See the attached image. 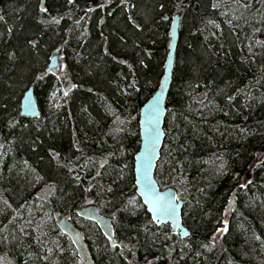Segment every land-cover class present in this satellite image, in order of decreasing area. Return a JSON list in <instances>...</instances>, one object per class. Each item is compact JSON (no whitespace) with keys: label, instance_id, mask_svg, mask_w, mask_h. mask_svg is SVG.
Here are the masks:
<instances>
[{"label":"trees","instance_id":"1","mask_svg":"<svg viewBox=\"0 0 264 264\" xmlns=\"http://www.w3.org/2000/svg\"><path fill=\"white\" fill-rule=\"evenodd\" d=\"M36 3L0 0L4 13L0 21V135L21 117L20 96L31 82L36 95L46 99L42 102L46 106L50 77L37 80L43 74L52 76L45 47H52L63 30L59 31L62 26L40 25ZM127 4V11L132 6L136 10L133 21L125 16L124 5L113 13L105 12L110 16L102 27L109 38V56L101 49L104 37L93 31L95 24L90 23L85 32L75 22L70 26L67 51L75 62L66 58L68 69L71 78L77 74L87 85L74 92L71 116L70 111L54 113L43 106L39 121L25 120L26 126L0 139L4 144L12 136V149L16 146L14 168L6 170L0 181L4 195L18 200L9 205L1 198L10 212L0 222H10L17 231L15 252L31 254L29 264H84L72 240L60 231L59 211L65 205L76 212L92 205L88 198L94 196L91 186H83L81 198L75 196L79 189L66 174L80 182L84 166L60 160L56 154H66L72 147V130L73 139L84 136L94 152L101 151L97 144L106 123L117 121L111 118L115 112H119L117 117L135 113L133 130L135 126L141 141L140 109L160 85L172 20L179 15L180 40L156 179L162 189L174 188L184 201L183 223L191 234L182 238L172 233L169 224H155L136 193L132 172L126 185L118 182L123 158L134 167L136 155V141L123 136L125 126L114 127L112 133L108 129L110 142L124 138L116 150L110 149L119 166L115 164L103 183L104 203L96 198L97 204L105 206L110 185L115 187V207L109 216L119 246L114 247L96 224L78 223L95 264H264V0H127ZM71 8L75 11L68 12L75 20L80 11L74 5ZM83 46L85 50L80 49ZM110 55L120 58L119 63ZM40 68L42 74L34 82ZM122 91H130V96ZM31 160L34 163L26 166ZM44 176L58 180L63 202L54 185L55 189L37 185ZM0 264H4L1 258Z\"/></svg>","mask_w":264,"mask_h":264},{"label":"rangeland","instance_id":"2","mask_svg":"<svg viewBox=\"0 0 264 264\" xmlns=\"http://www.w3.org/2000/svg\"><path fill=\"white\" fill-rule=\"evenodd\" d=\"M64 1V5L63 3H61V6H58L56 3V0H47L46 4H45V8L47 9V11H44V9H41V0H37V3L35 4L36 7V12L39 13V15L37 16V20L39 22L40 25L46 27V24L49 22L50 17L51 21L50 23H53L54 26L56 28H60L62 26V28L59 29V31L61 32V30L66 31V34L68 35V38L71 35V29L70 26H73L75 24V26L79 27L81 25L82 29L84 30V32L86 30L89 29V25L90 23L93 24H97L99 17L101 15V11L99 7H96L95 9L93 8V10L90 9V2H92V7L94 6V0H75L74 3L72 5L75 6V8H77L80 12L78 16H76V19L73 20L71 15H69V10L68 7H70V3L68 2V0H63ZM115 1L114 4L116 3L117 0H113ZM63 6V7H62ZM62 7V9H56ZM130 9V10H129ZM89 12H86V11ZM135 9L133 8V6L131 8H128V14L126 13L125 16H127L128 21H133V16L135 13ZM96 12H98L99 15L96 16ZM130 12H133L132 15H130ZM54 15V16H53ZM53 17H56V20H53ZM61 18L60 19L58 18ZM4 19V13L2 11V9L0 8V21ZM64 19L66 20V24L64 25L63 21ZM75 22V23H73ZM78 22V23H77ZM73 23V25H72ZM69 33V34H68ZM53 56V55H52ZM52 56L50 57V60L52 58ZM71 57L66 56L64 58V56L61 58L60 57V71L59 73L55 74L53 72H51L49 70V64H50V60L48 62V70L49 73L52 74V76L49 75H45L43 74L42 76H40L39 74H42L41 70L43 68V66H41L42 68L37 70L36 77L34 82L36 81V79L40 76V78L38 79V81H41L43 79H45V77H50V87L46 90L47 93V102H46V106L45 104L44 109L47 111H53L54 113H63V114H68V111H70V103L72 101V99L74 98V92L75 91H80L81 87L76 84V81L74 80V78H71V72H69L70 70L68 69V60ZM71 60V59H70ZM67 70V71H66ZM39 75V76H38ZM123 82H125V78H123V76L121 77ZM37 81V82H38ZM36 82V83H37ZM71 85H76V87H71ZM80 87V88H79ZM35 92V89H34ZM123 92V91H122ZM65 93H67V95H65ZM129 93V95H128ZM124 95L126 96H130V91H126L125 93L123 92ZM132 96V95H131ZM24 97V93L22 94L21 100ZM35 97L37 99L38 102V107H39V111H40V115L37 117H28V116H23L21 114V105H20V115L21 117L19 118L18 122L15 125L12 126H7L4 129V132L1 133L0 135V139L5 137L7 138L10 134V131H13L14 129L20 127V125L26 126L27 123L23 122L25 120H32L33 122L35 121H39V119H41V113L43 110L42 109V102H44L46 99L42 98L41 95L39 94L36 95L35 92ZM40 99V102H39ZM108 105H111L110 103ZM113 105V104H112ZM68 107V108H67ZM67 108V109H66ZM136 111V110H135ZM67 112V113H66ZM69 115L71 116V111L69 112ZM68 115V116H69ZM127 115V116H126ZM126 115H122V116H118L117 117V121L115 123H110L107 122L104 130L101 133V137H100V141L97 144V147L102 149L99 152H94L93 146L92 145H88L87 142L84 139V136L82 137V140L80 138V140H75L73 139L74 135H73V130L71 131V137H72V147L68 148V151L66 154H61L60 152H57L58 158L60 160H68L71 162L74 161H79V164L84 166V175L83 178L81 179L80 182H76L74 181V179L69 176L68 174H66V177H68V179H70L75 187H77V189H79V192H77L75 194V196L77 195V197L81 198L80 196V190H82L83 186H91V193H93L94 198L91 196H89V200L91 201L92 205H98L100 206V213L105 215V216H109V214H111V210L114 209L115 204H114V196H116L115 194L112 195L114 192H116L115 187L113 185H110L109 187V193H108V201H105V206H103L102 204L104 203L102 200L103 199V195L105 194V192H103L104 187H103V183L106 182L109 179V172L115 167V164L119 166V164H117V160H115L114 158L116 157V155H112V152H110V149H114L116 150V146H117V142L120 140H123L122 138L124 137H129L131 139H133L134 141H136V146L134 145V150L133 152L136 151L137 148H139V143L141 141H138V135L136 133L135 126H134V130H133V123L135 122L136 119V115L135 113H131V114H126ZM69 116V117H70ZM132 116V117H131ZM71 118V117H70ZM135 124V123H134ZM125 126L124 129V134L123 136H120V138L116 139L114 142H110L108 139L109 134L112 133V129L114 127H122ZM71 128H74V124L71 123ZM108 129H110V132H108ZM107 131V133H106ZM126 131V133H125ZM136 134H135V133ZM137 135V138H136ZM15 139L11 136V139L9 138V140H7L4 144L2 142H0V181H1V175L7 170V172H9L13 167V151L15 150L16 146L14 147V150L12 149V145H15ZM77 141V142H76ZM78 143V144H77ZM138 144V145H137ZM79 146V147H78ZM133 146V145H132ZM131 146V147H132ZM96 149V148H95ZM50 149H47V152L49 153ZM96 151V150H95ZM115 152V151H114ZM126 150H124V154H125ZM131 152V151H130ZM133 152H131L130 154H128V159L130 158V155L133 154ZM63 155V156H62ZM38 160H42L41 157L38 158ZM104 161H107L106 163H103ZM113 161V162H112ZM29 163L26 164V166H28V164H32V160L28 161ZM34 163V162H33ZM36 163V162H35ZM103 163V167H101V164ZM121 166V172L123 171V174H121V179L118 180L119 183H122L124 185L127 184L128 178L130 173H133V170L131 171V168L129 169V164H127L126 159L123 158L122 161V165ZM53 167L56 169L57 163H55L53 165ZM37 167L34 166L33 169H35ZM39 171V170H38ZM40 180V178H39ZM37 185L39 186H46L44 187L45 189H55L58 191V194L60 193L59 191V183L58 180H54L51 178H48L47 176L41 177L40 182L38 181ZM53 185L55 186V188H51L53 187ZM123 185V186H124ZM126 188V186H125ZM124 188V190H125ZM3 190L0 189V211H1V215L5 216L9 214V206L7 207V203L4 202V200L2 201V199H6L7 202L12 205L17 204L18 200L17 198L15 199H11L8 198L6 195H4ZM45 193V192H44ZM122 194V193H121ZM98 196L100 198V200L102 201V204L99 202V204H97L96 202V198L98 199ZM61 199L60 201L63 202L65 200L64 196H60ZM64 206V207H63ZM62 206V210H63V214H65L66 212L69 213L68 208L65 205ZM3 211V212H2ZM63 216V215H62ZM61 216V217H62ZM3 223V224H2ZM16 229L15 227L9 222L6 223L5 221L0 222V258L2 259L4 264H29V261L32 262V255L25 252L24 254L21 253V255L17 254V250H15L14 246L17 245V241L14 240L15 238V234L16 233ZM9 236V241H6V236ZM1 237L3 238V240L1 239ZM18 246V245H17ZM16 251V252H15Z\"/></svg>","mask_w":264,"mask_h":264},{"label":"water","instance_id":"3","mask_svg":"<svg viewBox=\"0 0 264 264\" xmlns=\"http://www.w3.org/2000/svg\"><path fill=\"white\" fill-rule=\"evenodd\" d=\"M47 0H41V9L45 8ZM180 40V16L176 15L171 24V41L169 45V53L166 61L165 72L160 81V85L155 94L141 107L139 114V127L141 135L140 150L135 156V184L137 195L140 197L143 205L146 207L152 220L157 226L162 224H169L172 233H179L182 238L190 236L189 229L183 223V208L184 201L177 199L179 197L178 192L174 188L162 189L156 180L155 172L161 156V150L164 144V122L167 114V100L173 83V76L176 63V52ZM59 57L54 56L50 60L49 70L55 74L60 71ZM159 97V110L153 115L151 124L148 123V106L150 103ZM27 101L31 102V108H26ZM21 114L28 117H37L40 115L38 103L36 101L34 88L28 90L21 100ZM155 129L154 132L149 133V129ZM158 133V136L156 135ZM146 148L149 150L150 155H146ZM150 181L154 188V196H146L144 192L145 182ZM156 199L161 208L167 206L171 201L176 205L175 213L172 216L160 214L158 218L157 213L152 211L153 204L149 201ZM79 216L85 219L94 221L102 233L117 246L118 243L115 238V230L113 221L110 217L100 213L99 209L95 205H90L82 208L78 212ZM70 215H64L59 221L60 229L65 232L73 240L79 258L84 264H95L88 244L84 238L82 231H80L70 220ZM222 228V231H225Z\"/></svg>","mask_w":264,"mask_h":264},{"label":"bare ground","instance_id":"4","mask_svg":"<svg viewBox=\"0 0 264 264\" xmlns=\"http://www.w3.org/2000/svg\"><path fill=\"white\" fill-rule=\"evenodd\" d=\"M61 4V2L59 1L58 3H57V5H60ZM68 10L69 11H75V10H73V8H71V7H68ZM127 14H128V12H127ZM133 14V12H130V15H132ZM39 15V13H36V16H38ZM54 16V15H53ZM176 16V15H175ZM174 16V17H175ZM110 16H106L105 14H103L101 17H100V19H99V21H98V23L95 25V29L93 30V31H96V32H99V36L101 37V38H103L104 37V39L102 40L103 42H102V44H101V49L103 50V52H104V55H108L109 56V52H108V49H107V47H108V41H109V38L106 36L107 35V32L106 31H104V30H102V27L105 25V24H107V22H108V18H109ZM174 17H173V19H174ZM51 18L52 17H50V20H49V22L46 24V26H52V27H55L54 26V24L53 23H50V22H52L51 21ZM59 19H60V17H58ZM173 21V20H172ZM70 29H72V28H70ZM66 31H63V33H65ZM63 33H60V36L57 38V40H56V42L54 43V45L52 46V47H50V48H48V47H45L46 49H48L47 51H48V59H50V57L52 56V58L54 57V56H56V55H58V54H62L63 56H64V58L66 57V56H70L71 57V59H73V60H71V62L73 61V62H75L74 60H75V56L72 54V52H68L67 51V44H68V42H69V40H70V37L69 38H67L68 37V35L66 36L65 34H63ZM69 34V33H68ZM71 36V35H70ZM67 38V39H66ZM35 48H36V46H35V44L33 45ZM81 50H85V48H84V46L82 47V48H80ZM69 51H70V48H69ZM78 52H77V54H76V56H78L79 55V53H80V50H77ZM81 56H83V53H82V55H80V57ZM110 57H111V59L114 61V62H116V63H119V60H120V58H117V57H115V56H112V55H110ZM48 59H47V61H48ZM70 60V59H69ZM46 61V62H47ZM79 71V70H78ZM36 74H38L37 72H36ZM34 80H35V78H34ZM74 80L76 81V84H77V86L79 85L80 87V89H82L83 87H86L87 85H86V82H85V80L84 79H80V78H78V76H77V74H76V76L74 77ZM38 81V80H37ZM32 83V82H31ZM28 84L27 86H26V89L23 91V93H24V95H25V93L28 91V90H30L31 88H34V86L32 85V84ZM91 88H87V91L88 90H90ZM157 91V90H156ZM155 91V92H156ZM89 92V91H88ZM22 93V94H23ZM155 94V93H154ZM153 94V95H154ZM20 97H22V95L20 96ZM36 101H37V99H36ZM21 102V101H20ZM18 103V102H17ZM38 103V102H37ZM19 104V103H18ZM115 114H119V112H115ZM114 113H113V115L111 116V118H117V116L115 115ZM164 124H165V122H164ZM164 133H165V130H164ZM139 135H140V127H139ZM140 140H141V135H140ZM140 146H141V142H140ZM140 146H139V148H137L136 149V155H137V153L139 152V150H140ZM139 149V150H138ZM135 155V156H136ZM160 158H161V156H160ZM160 160V159H159ZM127 164H129L130 166H129V169L131 168V171L134 169V167H133V165H132V163L130 162V163H128V161H127ZM134 166H135V162H134ZM156 171H157V169H156ZM122 174H123V171L121 172ZM131 176H132V178H133V176H134V184H135V172H134V174L132 173L131 174ZM155 176H156V172H155ZM157 180V179H156ZM129 185H130V181H129V183H128ZM135 188H136V184H135ZM136 193H137V191H136ZM55 194H57L59 197H58V199L60 198V196H62V193L60 192L59 194H58V191L56 190L55 191ZM139 197V196H138ZM84 198L85 197H83L81 200L83 201L84 200ZM140 198V197H139ZM109 199V198H108ZM82 201H80V202H82ZM108 201V200H107ZM98 209H100V206H98V205H95ZM84 207H87V206H84ZM84 207H82V208H84ZM81 208V209H82ZM81 209H78L76 212H70L69 211V213H65V214H63L62 212H63V210H62V208H61V210L59 211V221H60V219L64 216V215H67V214H69L70 215V220H71V222L80 230V231H82V228H81V226H80V221H84V220H86V221H89V222H92V223H94V224H96L94 221H92V220H89V219H85V218H82V217H80L79 216V214H78V212L81 210ZM63 215V216H62ZM62 216V217H61ZM59 221H58V223H59ZM79 222V223H78ZM97 225V224H96ZM98 226V225H97ZM113 226H114V223H113ZM98 229L100 230V228L98 227ZM60 231H61V233L63 234V235H65L67 238H69V239H71L70 238V236L69 235H67L65 232H63L61 229H60ZM101 231V230H100ZM82 233H83V231H82ZM101 233H102V231H101ZM103 234V233H102ZM83 235H84V233H83ZM104 235V234H103ZM105 236V235H104ZM106 237V236H105ZM84 238H85V240H86V237H85V235H84ZM107 238V237H106ZM1 239L3 240V238L1 237ZM9 236L7 235L6 236V241L8 240L9 241ZM72 240V239H71ZM116 241H117V239H116ZM72 242H73V240H72ZM86 242H87V240H86ZM111 243H112V245H113V242L112 241H110ZM74 243V242H73ZM117 243H118V245L117 246H115V247H118L119 246V242L117 241ZM88 244V243H87ZM75 245V244H74ZM89 247V246H88ZM89 250H90V253H91V256H92V258H93V260H94V254H93V251H92V249L89 247ZM95 261V260H94Z\"/></svg>","mask_w":264,"mask_h":264},{"label":"snow or ice","instance_id":"5","mask_svg":"<svg viewBox=\"0 0 264 264\" xmlns=\"http://www.w3.org/2000/svg\"><path fill=\"white\" fill-rule=\"evenodd\" d=\"M68 2L71 4L73 2V0H68ZM212 6L213 7H217L218 5L217 4H213ZM100 7H103V5H100ZM161 7H163V6L161 5ZM44 11H47V9L45 8ZM164 18L168 19V17H164ZM53 20H56V17H53ZM137 27H139V25H137ZM31 43L35 44V41H32ZM71 87H76V85H71ZM65 95H67V93H65ZM229 99H231V97H229ZM159 103H160L159 97H157L148 106V117H149L148 123L149 124H151V120L153 118V115L155 113H157L158 110H159ZM25 107L26 108H31V102L27 101L26 104H25ZM154 131H155V129H153V128L149 129V133L154 132ZM156 135L158 136V133H156ZM145 152H146V155H150L149 150L147 148H146ZM56 155H58V153ZM106 162L107 161H104L103 163H106ZM103 163L101 164V167H103ZM144 192H145L146 196H154V188H153L152 183L150 181L145 182V184H144ZM177 199H179V197H177ZM130 202H134V201H130ZM149 202L153 204L152 211L154 213H157V216L154 217V218H158V216L161 213L164 214V215H167V216H172L175 213L176 205L174 203H172L171 201H169L167 206L164 207V208L160 207V205H159V203H158V201L156 199H151ZM224 223L226 224L227 221H225ZM217 231H220V230L218 229ZM113 246L114 247L116 246L115 243L113 244ZM206 246L207 245H205V247Z\"/></svg>","mask_w":264,"mask_h":264},{"label":"flooded vegetation","instance_id":"6","mask_svg":"<svg viewBox=\"0 0 264 264\" xmlns=\"http://www.w3.org/2000/svg\"><path fill=\"white\" fill-rule=\"evenodd\" d=\"M75 0H73L72 4L74 3ZM125 0H117L116 3L114 4L115 1L113 0H96L94 2V6L91 7L95 8V7H99L100 11H101V15L105 14V12H109V13H113L117 8L121 7L122 5H124L126 7L125 12L127 13V0L124 2ZM72 4L70 5V7H72ZM100 5H103V7H100ZM58 56V55H56ZM59 57V56H58ZM60 61V58H59Z\"/></svg>","mask_w":264,"mask_h":264}]
</instances>
